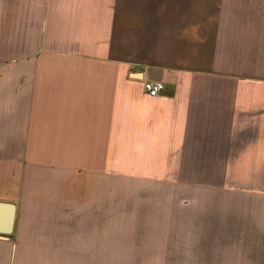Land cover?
Segmentation results:
<instances>
[{"label": "crops", "instance_id": "crops-1", "mask_svg": "<svg viewBox=\"0 0 264 264\" xmlns=\"http://www.w3.org/2000/svg\"><path fill=\"white\" fill-rule=\"evenodd\" d=\"M0 264H264V0H0Z\"/></svg>", "mask_w": 264, "mask_h": 264}, {"label": "built area", "instance_id": "built-area-1", "mask_svg": "<svg viewBox=\"0 0 264 264\" xmlns=\"http://www.w3.org/2000/svg\"><path fill=\"white\" fill-rule=\"evenodd\" d=\"M142 87L147 96L155 97L164 89V84L162 81L144 80Z\"/></svg>", "mask_w": 264, "mask_h": 264}]
</instances>
